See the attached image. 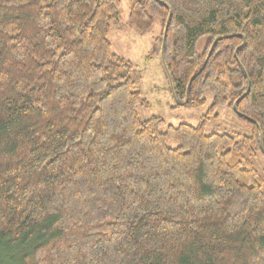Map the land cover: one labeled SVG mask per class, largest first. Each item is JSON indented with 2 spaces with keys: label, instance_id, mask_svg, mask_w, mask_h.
<instances>
[{
  "label": "trees",
  "instance_id": "obj_1",
  "mask_svg": "<svg viewBox=\"0 0 264 264\" xmlns=\"http://www.w3.org/2000/svg\"><path fill=\"white\" fill-rule=\"evenodd\" d=\"M120 8L0 0V264H264V0L129 7L139 33L161 21L175 99L209 92L240 139L140 119Z\"/></svg>",
  "mask_w": 264,
  "mask_h": 264
},
{
  "label": "rangeland",
  "instance_id": "obj_2",
  "mask_svg": "<svg viewBox=\"0 0 264 264\" xmlns=\"http://www.w3.org/2000/svg\"><path fill=\"white\" fill-rule=\"evenodd\" d=\"M131 1L121 0L119 20L111 25L109 41L113 52L131 62L135 68L137 90L149 104L148 107H139L140 119H163L166 126L162 132L167 126L177 127L181 124L198 127L205 120L207 135L228 134L238 139L251 136L252 130L236 117L230 107H220L214 114L210 113L213 97L209 92L205 94V104L200 107L192 103L181 105L175 99L162 57L161 21L156 19L153 28L146 33L137 32L129 23ZM170 145L175 148L177 143L171 142ZM253 164L264 180V155L254 157Z\"/></svg>",
  "mask_w": 264,
  "mask_h": 264
},
{
  "label": "water",
  "instance_id": "obj_3",
  "mask_svg": "<svg viewBox=\"0 0 264 264\" xmlns=\"http://www.w3.org/2000/svg\"><path fill=\"white\" fill-rule=\"evenodd\" d=\"M167 28H168V27H166V29H165V34H164V42H165V40H166ZM187 103H188V100L186 101V103H185V104H187ZM181 105H184V104H181Z\"/></svg>",
  "mask_w": 264,
  "mask_h": 264
}]
</instances>
